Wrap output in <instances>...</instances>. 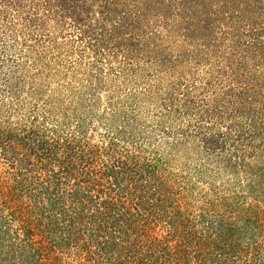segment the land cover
I'll return each mask as SVG.
<instances>
[{
	"label": "trees",
	"instance_id": "trees-1",
	"mask_svg": "<svg viewBox=\"0 0 264 264\" xmlns=\"http://www.w3.org/2000/svg\"><path fill=\"white\" fill-rule=\"evenodd\" d=\"M0 264H264V0H0Z\"/></svg>",
	"mask_w": 264,
	"mask_h": 264
}]
</instances>
